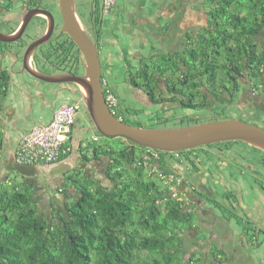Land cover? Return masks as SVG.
Instances as JSON below:
<instances>
[{
  "label": "trees",
  "instance_id": "16d2710c",
  "mask_svg": "<svg viewBox=\"0 0 264 264\" xmlns=\"http://www.w3.org/2000/svg\"><path fill=\"white\" fill-rule=\"evenodd\" d=\"M195 5L204 22L186 30L179 47L141 57L136 75L128 72V82L154 100L160 80L174 74L179 83H172V90L181 83L191 90L170 100L195 109L224 93L235 100L242 79L264 84V0H200ZM239 105L249 107L243 101L232 108ZM124 140L94 145L91 157L106 158L110 185L70 176L76 196L65 203L58 221L41 214L33 201L34 186L23 176L21 185L0 182V264H203L201 256L187 257L185 243L205 244L213 233L184 229L192 218L184 201L168 193L167 183L146 174L143 158L136 156L144 147ZM91 157L83 153L85 161ZM209 246L210 254L218 251L214 243Z\"/></svg>",
  "mask_w": 264,
  "mask_h": 264
},
{
  "label": "flooded vegetation",
  "instance_id": "af4514ba",
  "mask_svg": "<svg viewBox=\"0 0 264 264\" xmlns=\"http://www.w3.org/2000/svg\"><path fill=\"white\" fill-rule=\"evenodd\" d=\"M55 3L58 5V0H0V36L21 33L14 41H4L0 37V118L17 116L25 119H49L57 105L63 101L59 99L65 95L71 97L79 95L78 86L73 82H47L26 70L29 68L47 75H61L68 72L82 74L84 71L81 52L71 38L61 32L62 20L61 17L57 19L58 16L54 13ZM115 5L108 13H103L100 0H92L88 13L90 28L75 9L80 25L96 45L97 41L100 42L104 37L103 33L101 34L104 20L113 11ZM74 6L76 8L75 2ZM37 9L50 12L54 24L47 41L31 48V44L47 31L49 25L45 15L37 13L29 18L30 12ZM30 27H41L42 30L38 35L28 37L24 42L22 37ZM179 39L173 48L180 46ZM79 68L83 71L81 72ZM170 76L172 79L168 81L160 80L159 88L154 92V100H151L150 96L149 99L145 97V94L149 95L146 90L137 88L129 82L125 93L134 96L140 104L149 106L154 112L170 109L172 113L177 108L175 115H171L180 120L189 116L190 121L202 118L201 122H204L235 116L236 112L243 111L258 123L256 125L264 128L263 83L255 85L253 80L242 79L240 81L242 89L237 91L235 100L231 101L229 94L224 93L219 98L211 96L203 109H195L181 107L177 99L170 100V96H178V92L182 91L189 95L191 90L182 83L174 86L172 90V83L178 84L179 81L174 74ZM252 85L254 87H251ZM201 89L206 92L205 88ZM78 101L79 98H76L75 103L78 104ZM243 101L248 103L249 107L239 105L236 109L232 108L233 105ZM190 121L188 125L192 123ZM89 127H92L91 124L85 126L77 117L71 128L72 152L60 160L74 161L78 154L79 161L70 170L49 174L47 170L53 163L44 164L42 172L47 174L46 181L49 187L59 186L58 191L61 196L58 199H55L53 192L48 193L49 201L54 204L58 203L59 198L62 202L66 197L63 189L60 188L66 183L62 179L63 175L73 169L79 170L80 176L87 177L88 171H85L87 169L80 168L78 164H83L86 160L83 158L84 152H89L90 157L93 155L96 145V142L87 139ZM80 145L83 147L82 150H79ZM146 149L151 156L145 168L146 174L155 175L156 179L162 182L165 180L167 184L170 182L175 184L176 191L169 193L174 197L178 195L177 198L184 201L186 210L192 215L184 225L185 230L213 233L212 237L218 236L214 241L218 242L257 247L262 245L255 235L264 234V150L240 140L205 144L177 152ZM153 154L155 156L152 157ZM102 158L103 156L91 157L89 160ZM35 177L24 178L28 182ZM74 185L72 182L70 186L75 187ZM60 209L63 212L66 210L64 206ZM236 232L238 233L236 235L230 234ZM244 232H251V239L245 237Z\"/></svg>",
  "mask_w": 264,
  "mask_h": 264
},
{
  "label": "water",
  "instance_id": "95a60500",
  "mask_svg": "<svg viewBox=\"0 0 264 264\" xmlns=\"http://www.w3.org/2000/svg\"><path fill=\"white\" fill-rule=\"evenodd\" d=\"M58 7L62 20L61 32L66 33L81 52L84 60V72L82 74L68 72L61 75H47L29 68L26 70L47 82H73L76 84L80 94L79 102L85 104L92 127L99 134L106 138L122 137L135 145L162 152H177L230 140H240L264 150V128L236 118L216 119L175 128L155 129L132 125L117 117L111 112L105 101L99 49L80 25L75 13L74 0H58ZM37 13L47 16L49 25L47 31L31 44V48L47 41L54 24L53 15L43 9L33 10L32 13L30 12L29 18ZM20 35L19 32L17 35L2 34L0 37L4 41H14ZM81 87L84 88V91ZM141 91L145 93L143 90ZM145 97L149 99L148 94H145ZM43 167L44 164L19 163L14 159L5 164L6 171L17 172L24 177L40 175ZM71 168L72 166L63 159L51 164L47 172L59 174Z\"/></svg>",
  "mask_w": 264,
  "mask_h": 264
},
{
  "label": "rangeland",
  "instance_id": "374dc122",
  "mask_svg": "<svg viewBox=\"0 0 264 264\" xmlns=\"http://www.w3.org/2000/svg\"><path fill=\"white\" fill-rule=\"evenodd\" d=\"M131 1H136V0H131ZM76 3V10L81 16L82 20H84L85 24L87 25L88 28L90 25V18L88 17V13L90 11V5L92 3V0H75ZM145 2V3H144ZM149 0L143 1L145 4L144 12L151 14L152 11L154 10V5L152 2L149 4ZM200 0H185L184 3V15L187 17L190 22L194 23V26H199L204 22V17L198 13L197 8V3H199ZM136 6H139L141 4L140 0L139 2H134ZM194 4L195 9H191V5ZM128 7V0H117L116 6L113 9V11L110 13V15L104 20V25L102 27L101 34L103 33L104 38H102L99 41H97V46L99 48V57H100V62L102 67L107 66V72L110 78L117 79V81L114 83L115 89L114 93L118 98L119 101V106L117 109L116 115L120 117L121 119H124L127 123L136 125L141 124L143 127H149V128H155V129H167V128H175V127H181L188 125L186 117H183L184 120H180L179 118H176L175 113L177 112V108L174 109V111L171 113V110L164 111L163 109L160 111L154 112L149 106L140 104L139 101L135 99L134 96L130 94L125 93V89L127 88L128 85H126V75H128V72L136 75V69L138 66H133L130 68L129 71H126V66L124 65L125 58L123 56L119 55V52H126L127 49L131 47V41L133 38V35L131 34L132 31H130V19L129 16L127 15V10L130 11L131 7L126 9L125 7ZM154 6V7H153ZM156 8V7H155ZM169 9V8H168ZM132 12H134L131 9ZM54 13L57 17V19L60 18V11L57 3H55L54 7ZM163 17L166 19V17H171L173 14V9L172 10H166L163 11ZM163 19V20H164ZM170 21V18H168ZM41 27H30L26 30L22 37V41L26 42L28 40V37L31 36H36L41 32ZM135 31V30H134ZM111 32V33H109ZM74 51V49H73ZM119 55V56H118ZM180 58V57H179ZM178 58V59H179ZM190 58L188 57L187 60ZM149 60V59H146ZM151 62V61H150ZM79 70H81L79 68ZM84 70V68H83ZM81 70V72L83 71ZM84 72V71H83ZM104 74V68L101 71V74ZM138 81H140L138 79ZM76 98H80V96H72L71 95H65L59 100L61 101L59 104L64 103V102H75ZM66 99V100H64ZM58 102V101H57ZM56 102V103H57ZM79 102V101H78ZM79 108V114H78V119L81 120V122L87 126L91 124V121L86 113L85 109V104H81L80 102L77 104ZM58 106V105H57ZM182 110V108H179ZM164 111V112H162ZM152 112H154L152 114ZM184 112V111H183ZM173 114V115H171ZM185 114V113H184ZM235 114L237 115H230L225 118H236L240 120H244L253 124H258L254 119H252L248 114L245 112L241 111V113L236 112ZM177 116V115H176ZM37 120V119H33ZM43 121L44 119H38ZM192 122V121H190ZM87 124V125H86ZM190 124H195V123H190ZM92 126V124H91ZM89 132V133H88ZM87 132L86 136L89 141H94L92 139L93 135H96L98 139L94 142L99 143V144H105L108 142L115 143V142H122L123 144H126V141L124 140L125 138L122 137H116V139L110 138L107 140L106 137L102 136L99 134L95 128L89 127V131ZM137 148V147H136ZM88 155L90 156V153L87 152ZM147 149L144 147L143 149L137 148L136 150V156L141 157V155H146ZM75 157L74 161L73 160H68L72 166L76 165L78 163V154ZM150 156V153H149ZM155 156L154 154L152 157ZM107 160L105 157H103L101 160H87L84 161L83 164H78L80 168H85L88 171L87 178L88 179H94L96 182H99L103 186L110 185V182L108 178L105 176V166L107 165ZM149 162L144 163V167L146 168L148 166ZM77 166V167H78ZM87 167V168H86ZM144 168V169H145ZM4 169L0 168V182L6 181L8 185H11L12 183H16L17 185H21L24 182V179L21 177V175L17 172H8V175L4 178L2 177V172ZM45 173H47L44 170ZM132 173V171H130ZM146 172V169H145ZM148 174V173H147ZM70 176H73L72 178L74 179H82V176H79L76 173V170H71L65 175H63L62 179L65 180L66 184L62 185L63 192L65 194L64 201H60L62 199L59 198L58 203H52L49 201V192L52 194L54 193L55 199H58V197L61 196L60 192L58 191L59 186H55L53 188L49 187L46 179H47V174H44L41 172L39 176H36L33 179H30L27 183L33 184V201L36 203L38 210H40L41 214L43 216H46L50 218L51 216H54L55 220H59L58 216H60V208H63V206H66L67 204H71L73 201L72 199L74 196H76V186H70L72 183V178ZM165 183V180L163 181ZM169 186V189L171 193L175 192V184H167ZM51 190V191H50ZM169 193V192H168ZM170 194V193H169ZM59 208H58V207ZM245 237L251 239L252 235L251 232H244ZM256 239L259 242V244H264V234L259 233ZM244 237V238H245ZM198 264V263H195Z\"/></svg>",
  "mask_w": 264,
  "mask_h": 264
},
{
  "label": "crops",
  "instance_id": "0c3cea01",
  "mask_svg": "<svg viewBox=\"0 0 264 264\" xmlns=\"http://www.w3.org/2000/svg\"><path fill=\"white\" fill-rule=\"evenodd\" d=\"M137 1L139 2V0H128V7L127 5L125 7L126 9L131 7L134 11L132 12L130 8V11L127 10V15L131 22L130 31H132L131 34L133 35L131 47L126 52H119V55L125 58V72L129 71L133 66H138L141 57L152 55L156 51H167L173 48L177 40L184 35L186 30H194L198 27H195L194 23L192 21L190 22L184 15V2L182 0H149L148 3L150 4L152 2L156 7L153 6L154 10L151 14L144 12L145 2L143 3V1L145 0H140L141 4L139 6L133 5ZM193 5H191L192 10ZM172 9L173 14L171 17L169 16L164 19L163 11ZM168 18H170V21ZM103 68L105 75L102 73V79L105 82V86L114 92V83L117 79L112 80L110 78L107 72V66L102 67L101 65V71ZM125 81L126 85H128L127 75ZM48 120L25 119L17 116L0 118V168L2 166L4 169L1 178L8 175L4 168V163L6 164L13 159L15 160V149L20 136L27 132L33 125L45 123ZM64 161L69 163L67 159H64ZM230 234L236 235L238 233ZM217 239L218 236H214L209 241H205V244L204 242L197 241L192 242V245L190 242L185 243L187 257L192 254L195 257L201 256L204 260L203 264H264V244L258 247L246 246L232 242L214 241ZM213 243L217 246L216 249L218 251L215 250L213 254H210L212 248L209 245ZM217 258L221 259V261H218Z\"/></svg>",
  "mask_w": 264,
  "mask_h": 264
},
{
  "label": "built area",
  "instance_id": "2783aa9c",
  "mask_svg": "<svg viewBox=\"0 0 264 264\" xmlns=\"http://www.w3.org/2000/svg\"><path fill=\"white\" fill-rule=\"evenodd\" d=\"M117 0H100L103 13H108ZM103 82L105 101L113 114L116 115L119 101L115 93ZM79 114L75 102L59 104L45 123L33 125L18 139L15 149V161L19 163L51 164L67 157L73 149L71 128ZM96 141L98 137L92 136ZM148 152V151H147ZM143 162L150 160L149 152L141 155Z\"/></svg>",
  "mask_w": 264,
  "mask_h": 264
},
{
  "label": "bare ground",
  "instance_id": "6f19581e",
  "mask_svg": "<svg viewBox=\"0 0 264 264\" xmlns=\"http://www.w3.org/2000/svg\"><path fill=\"white\" fill-rule=\"evenodd\" d=\"M81 89H82V91H84V88L81 87Z\"/></svg>",
  "mask_w": 264,
  "mask_h": 264
}]
</instances>
